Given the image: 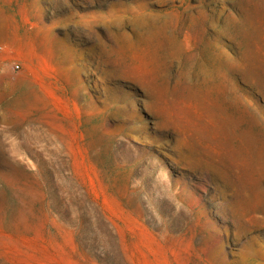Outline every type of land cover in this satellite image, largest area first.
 I'll use <instances>...</instances> for the list:
<instances>
[{"label":"rangeland","instance_id":"rangeland-1","mask_svg":"<svg viewBox=\"0 0 264 264\" xmlns=\"http://www.w3.org/2000/svg\"><path fill=\"white\" fill-rule=\"evenodd\" d=\"M248 194L264 0H0V264H264Z\"/></svg>","mask_w":264,"mask_h":264},{"label":"bare ground","instance_id":"bare-ground-1","mask_svg":"<svg viewBox=\"0 0 264 264\" xmlns=\"http://www.w3.org/2000/svg\"><path fill=\"white\" fill-rule=\"evenodd\" d=\"M243 201H245L247 205L251 207L247 208L245 213L241 215L242 217L239 218L240 220H244L251 223V220L253 218H264V195L261 194L260 196H252L248 194Z\"/></svg>","mask_w":264,"mask_h":264},{"label":"built area","instance_id":"built-area-1","mask_svg":"<svg viewBox=\"0 0 264 264\" xmlns=\"http://www.w3.org/2000/svg\"><path fill=\"white\" fill-rule=\"evenodd\" d=\"M17 67H19V65H17Z\"/></svg>","mask_w":264,"mask_h":264}]
</instances>
